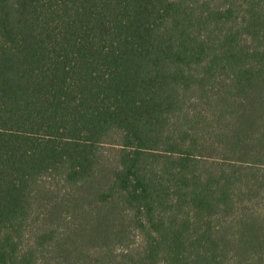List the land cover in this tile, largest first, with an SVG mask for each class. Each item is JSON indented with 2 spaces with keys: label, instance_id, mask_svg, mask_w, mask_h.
Masks as SVG:
<instances>
[{
  "label": "trees",
  "instance_id": "obj_1",
  "mask_svg": "<svg viewBox=\"0 0 264 264\" xmlns=\"http://www.w3.org/2000/svg\"><path fill=\"white\" fill-rule=\"evenodd\" d=\"M0 264H264V0H0Z\"/></svg>",
  "mask_w": 264,
  "mask_h": 264
}]
</instances>
